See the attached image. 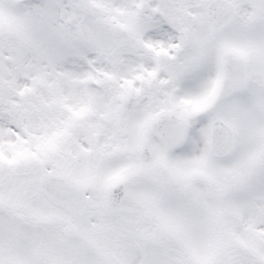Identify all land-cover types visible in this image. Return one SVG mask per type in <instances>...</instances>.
Here are the masks:
<instances>
[{
    "label": "snow or ice",
    "instance_id": "6c2138e0",
    "mask_svg": "<svg viewBox=\"0 0 264 264\" xmlns=\"http://www.w3.org/2000/svg\"><path fill=\"white\" fill-rule=\"evenodd\" d=\"M0 264H264V0H0Z\"/></svg>",
    "mask_w": 264,
    "mask_h": 264
}]
</instances>
